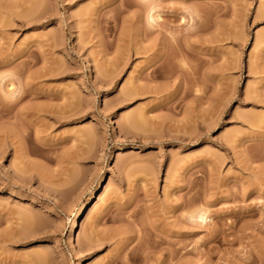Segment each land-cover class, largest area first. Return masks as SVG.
Returning a JSON list of instances; mask_svg holds the SVG:
<instances>
[{"label": "rangeland", "instance_id": "1", "mask_svg": "<svg viewBox=\"0 0 264 264\" xmlns=\"http://www.w3.org/2000/svg\"><path fill=\"white\" fill-rule=\"evenodd\" d=\"M79 261L264 264V0H0V264Z\"/></svg>", "mask_w": 264, "mask_h": 264}, {"label": "bare ground", "instance_id": "2", "mask_svg": "<svg viewBox=\"0 0 264 264\" xmlns=\"http://www.w3.org/2000/svg\"><path fill=\"white\" fill-rule=\"evenodd\" d=\"M149 16H150L151 21L154 23L157 16H151L150 14ZM8 87H13V84H10V86ZM14 94H15V91L12 89H10L7 93V95L10 97L14 96ZM139 118L142 121V117L139 116ZM95 198H96V192L93 193V195H91L90 198L86 202H84L81 205V207L77 210V212H75V214L73 215V219L67 230L68 242H69V245L73 248L75 247V243H76V232L79 228V220L81 218V215L87 210L88 206L95 200ZM78 264H81V261H79Z\"/></svg>", "mask_w": 264, "mask_h": 264}]
</instances>
